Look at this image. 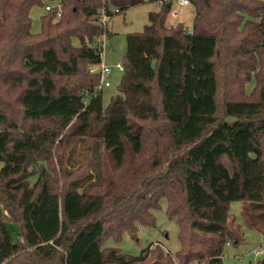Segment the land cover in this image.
I'll return each instance as SVG.
<instances>
[{"label":"trees","instance_id":"1","mask_svg":"<svg viewBox=\"0 0 264 264\" xmlns=\"http://www.w3.org/2000/svg\"><path fill=\"white\" fill-rule=\"evenodd\" d=\"M59 1L33 32L45 0H0V264H223L244 238L237 200L264 235V0H190L191 33L167 24L171 1ZM146 1L160 6L127 34L119 94L105 106L90 70L103 60L95 38L110 33L99 18ZM194 40L213 42L212 111L187 105ZM74 137L83 158L72 163ZM54 157L70 174L62 186ZM161 199L178 223L175 256L105 245L155 226Z\"/></svg>","mask_w":264,"mask_h":264},{"label":"rangeland","instance_id":"2","mask_svg":"<svg viewBox=\"0 0 264 264\" xmlns=\"http://www.w3.org/2000/svg\"><path fill=\"white\" fill-rule=\"evenodd\" d=\"M60 3L59 0H45L44 6H34L31 11L32 30L39 32L41 29V16L46 14V5L56 6ZM160 4L157 1H146L141 4L133 5L127 9L115 13L108 21L109 35L105 36L102 53L103 62L112 66V71L106 74V79L110 82L109 86H104L103 102L108 105L111 98L119 94V84L124 72H120L115 64L119 60H123L128 44L127 34L131 32H140L145 25L149 23V12L158 10ZM195 16V8L192 4L183 6L179 10L178 17L167 18L168 25H175L179 22L184 23L187 30L193 26ZM78 43V40H76ZM213 51V42L192 41L188 50L187 67L189 71L188 90H187V105L189 110L194 112H206L214 109L212 101L214 93V72L213 69L206 64V59L211 56ZM95 65L90 66L91 68ZM252 85L249 87L251 89ZM95 90H98L96 88ZM88 98V96H87ZM80 139L74 137L67 149H70V157L72 163L75 160L80 161L83 158V147ZM57 177L60 179V186L70 177V174L60 172V165L56 157H54ZM70 163V162H69ZM70 163L69 170L72 171V176L75 175V164ZM67 165V163H66ZM5 215L9 212L5 210ZM230 212L236 217L237 223L241 226L244 238L239 244L229 243L225 246L223 252V264H255L259 260L264 259V253L257 257L254 250L262 249L264 251V235L253 227L247 220L244 213L243 202L233 201L230 203ZM156 225H140L136 237H133L128 231L124 232L121 239L116 240L109 238L105 241L108 247H116L121 249L128 255H139L143 249L150 244L152 249H156L157 244H161L165 252H170L175 256L181 248L178 237V223L175 217H170L167 214L165 199L159 201V206L153 210ZM12 230L15 229L11 223ZM16 238V233H13ZM177 263V261H176Z\"/></svg>","mask_w":264,"mask_h":264},{"label":"built area","instance_id":"3","mask_svg":"<svg viewBox=\"0 0 264 264\" xmlns=\"http://www.w3.org/2000/svg\"><path fill=\"white\" fill-rule=\"evenodd\" d=\"M165 1H171L172 2V8L171 11L169 13V15L171 17H178L179 16V10L180 8H182L183 6H186L188 4H191L190 0H165ZM54 6L52 5H46V10H50L51 8H53ZM115 12H119V9H115ZM58 15H60V12L58 13ZM112 17V15H109L105 12V10L102 11L101 16L99 18V23L103 26L106 27L108 24L109 19ZM190 33L192 32V28L190 30H188ZM106 34H102L98 37L95 38V43L101 47L102 51L103 50V45H104V39H105ZM102 52V53H103ZM115 67L120 71V72H124L125 71V67L124 64L122 63L121 60H119L116 64ZM91 71L93 72H98L100 75V83L98 85V90H96L95 92H98L99 90L103 89L104 86H109L110 82L106 79V74H108L109 72L112 71V66H109L107 64H105L102 60L101 63H99L98 65H95V67L91 68ZM264 253V251L262 249H257L254 250V254L259 257L260 255H262ZM255 264H258L255 263Z\"/></svg>","mask_w":264,"mask_h":264},{"label":"crops","instance_id":"4","mask_svg":"<svg viewBox=\"0 0 264 264\" xmlns=\"http://www.w3.org/2000/svg\"><path fill=\"white\" fill-rule=\"evenodd\" d=\"M108 27H109V25H108Z\"/></svg>","mask_w":264,"mask_h":264}]
</instances>
